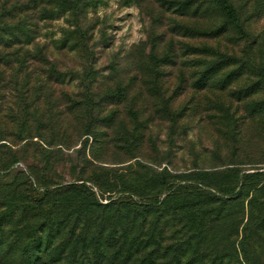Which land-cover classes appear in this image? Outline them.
Instances as JSON below:
<instances>
[{"label":"trees","instance_id":"16d2710c","mask_svg":"<svg viewBox=\"0 0 264 264\" xmlns=\"http://www.w3.org/2000/svg\"><path fill=\"white\" fill-rule=\"evenodd\" d=\"M89 1L0 0V264H264L238 259L234 248L224 253L201 249L234 243L245 209L248 222L236 249L249 238L264 239V197L244 203V189L260 172L242 173L235 181L162 175L117 179L106 189L94 175L92 144L105 150L131 136L125 118L121 125L116 122V108L96 115L101 104L103 112L105 106H116L115 98L125 96L129 86L110 90L105 100L95 96L89 47L95 33L85 21ZM175 6L179 14L213 11L221 26L245 36L230 0H185ZM58 15H65L62 38L41 42V29ZM51 46L76 54L81 74L65 69ZM89 59L87 70L83 64ZM128 114L137 119L136 111L129 108ZM67 168L72 178L79 173L75 183L66 185ZM88 171L94 176L88 177ZM88 178L98 196L86 185ZM223 224L226 230L217 236L215 229ZM166 240L172 243L165 245ZM190 249L194 253L183 263Z\"/></svg>","mask_w":264,"mask_h":264},{"label":"rangeland","instance_id":"374dc122","mask_svg":"<svg viewBox=\"0 0 264 264\" xmlns=\"http://www.w3.org/2000/svg\"><path fill=\"white\" fill-rule=\"evenodd\" d=\"M184 1H89L85 21L95 33L89 41L95 61V96L105 100L110 90L129 86L125 96L115 98L116 106H105L103 112L101 104L96 115L116 108V122L121 125L125 118L131 137L105 150L93 143L90 154L97 161L90 159V168L98 174L88 171L86 175H99L106 189L117 179H159L162 175L174 180L235 181L242 173L260 172L244 189V203L255 202L264 197V0H230L238 11L243 37L232 27L221 26V18L213 11L197 15L191 9L179 14L175 5ZM64 26L65 15H58L41 29L40 41L61 39L59 29ZM53 51L65 69L81 74L76 54ZM91 59L83 64L87 70ZM129 108L137 112L136 120L129 117ZM68 171L63 179L66 185L75 183L79 173L72 178ZM89 180L86 185L98 196L97 186ZM259 187L262 190L255 192ZM244 214L234 243L221 241L211 249H201L224 253L234 248L238 259L263 261L264 239L257 242L252 237L239 251L235 247L248 222L247 209ZM225 228L226 224L217 227L215 234H224ZM110 232L109 228L105 235ZM167 232L172 229L168 227ZM171 243L165 241V245ZM193 253L187 250L183 263Z\"/></svg>","mask_w":264,"mask_h":264}]
</instances>
